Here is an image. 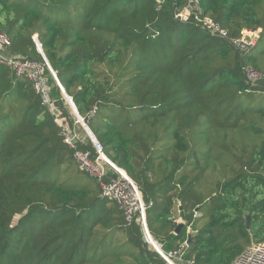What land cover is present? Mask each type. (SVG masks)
<instances>
[{"label": "trees", "instance_id": "trees-1", "mask_svg": "<svg viewBox=\"0 0 264 264\" xmlns=\"http://www.w3.org/2000/svg\"><path fill=\"white\" fill-rule=\"evenodd\" d=\"M188 3L0 0L7 54L44 63L38 38L103 154L139 187L155 243L79 169L62 135L77 118L51 73L56 113L0 64V264H168L179 251L175 264H233L264 242V80L246 71H264V0H199L228 39L176 19ZM243 30L260 32L250 53L232 44Z\"/></svg>", "mask_w": 264, "mask_h": 264}, {"label": "built area", "instance_id": "built-area-1", "mask_svg": "<svg viewBox=\"0 0 264 264\" xmlns=\"http://www.w3.org/2000/svg\"><path fill=\"white\" fill-rule=\"evenodd\" d=\"M161 4L162 0H158V10L161 8ZM175 18L181 19L182 21H189L194 18L196 23L206 29L212 36L228 39V33L225 29L217 24L213 19L209 17H202L199 0H189L188 5L183 10L178 12L175 15ZM259 38V31L243 30L241 38L233 41L232 44L239 51L250 53L257 47ZM11 46V39L0 31V64L13 70L16 76L26 77L30 80L35 91L41 96L42 104L48 107L53 113H56L57 109L54 106V100L51 94L52 86L46 73L47 70L51 73L48 63H40L26 58L11 57L7 54V50L10 49ZM246 71L250 83L257 84L264 80V71H257L253 68H247ZM52 77L54 78L53 75ZM54 80L57 84L55 78ZM59 117L60 116L58 114L56 120ZM64 123L65 122H63L62 126ZM80 123L81 121L77 118L76 125ZM63 130L62 135L65 143L71 150H73L74 158L79 165V169L90 175L95 180L100 188V197L104 200L115 202L118 205L128 226H132L135 223L141 224L147 241L150 244L155 245L153 238L150 235L147 223L146 211L148 206L143 200L139 187L125 177H110L111 171H115L114 168L109 167L110 160L103 154L102 147L99 142L97 140H92L85 129L86 135L90 138L98 153L97 156L93 155L90 150L78 149L77 143H83L84 139L77 132L75 125L73 129L64 127ZM188 246L187 242H185L182 249ZM163 257L168 264H175L171 258H181L182 253L179 251L171 253L169 256L163 255ZM233 264H264V242L252 244L234 261Z\"/></svg>", "mask_w": 264, "mask_h": 264}, {"label": "water", "instance_id": "water-1", "mask_svg": "<svg viewBox=\"0 0 264 264\" xmlns=\"http://www.w3.org/2000/svg\"><path fill=\"white\" fill-rule=\"evenodd\" d=\"M36 42H37V48H38L39 52L42 54V56H43V58H44V61H45L46 63H48V60H47L45 54L43 53V49H42L41 44H40L39 41H38V38H36ZM48 65H49V68H50V71H51L52 75L54 76V78H55L56 81H57V85L59 86V88H60V90H61V92H62L64 98H66V100L69 102V104H70V106L72 107V109H73V111H74L76 117L79 119V121H81V123H82L84 129L86 130V132L88 133V135L90 136V138H91L92 140L95 141V140H96V137L93 135V133H92L91 129L89 128V126H88L87 124H85L84 119H83V118L80 116V114L78 113L77 108L75 107V105H74L72 99L67 95L66 91L64 90L63 86L61 85V83H60V81H59V79H58V77H57V74L53 71V69H52V67L50 66L49 63H48ZM109 167L114 168L115 172H116L119 176H121V177H125V178L129 179L130 181H132V180L128 177L127 174H124L123 171H122L121 169H119L117 166H115L111 161H109ZM246 224H247V229L250 230V227H251V216H250V215H248V216L246 217ZM181 228H182V225L179 227V229L177 230V232H179V231L181 230ZM190 242H191V239H189V241L187 242V245H189ZM168 262H169V261H168Z\"/></svg>", "mask_w": 264, "mask_h": 264}, {"label": "rangeland", "instance_id": "rangeland-1", "mask_svg": "<svg viewBox=\"0 0 264 264\" xmlns=\"http://www.w3.org/2000/svg\"><path fill=\"white\" fill-rule=\"evenodd\" d=\"M36 39V38H35ZM65 100H66V98H65ZM66 105L68 106V108L70 107V109L72 110L71 112H73L74 113V111H73V109H72V107L69 105V102L66 100ZM75 114V113H74ZM76 116V115H75ZM64 120H66V117H59V118H57V122H58V124H60V125H62L63 124V122H65ZM77 124V121L76 122H74V124L73 125H75L76 126V130H77V132L79 133V131H78V127L79 126H81V128L83 129V131H84V133L86 134V132H85V130H84V128H83V126H82V124L80 123V124H78V125H76ZM85 124H87L86 122H85ZM88 125V124H87ZM80 134V133H79ZM110 202V201H109ZM112 202V201H111ZM113 203V202H112ZM25 214H26V212H23V213H19V214H16L15 216H14V218H13V220H12V226H15V225H17L18 224V222H19V220L22 218V217H24L25 216ZM146 238V237H145Z\"/></svg>", "mask_w": 264, "mask_h": 264}, {"label": "crops", "instance_id": "crops-1", "mask_svg": "<svg viewBox=\"0 0 264 264\" xmlns=\"http://www.w3.org/2000/svg\"><path fill=\"white\" fill-rule=\"evenodd\" d=\"M123 171V170H122ZM124 172V171H123ZM179 223H183L182 219L179 220Z\"/></svg>", "mask_w": 264, "mask_h": 264}, {"label": "bare ground", "instance_id": "bare-ground-1", "mask_svg": "<svg viewBox=\"0 0 264 264\" xmlns=\"http://www.w3.org/2000/svg\"><path fill=\"white\" fill-rule=\"evenodd\" d=\"M124 174H126L125 172H123Z\"/></svg>", "mask_w": 264, "mask_h": 264}]
</instances>
